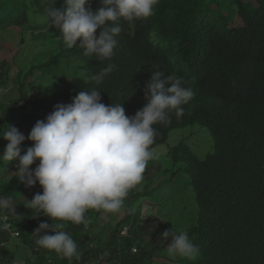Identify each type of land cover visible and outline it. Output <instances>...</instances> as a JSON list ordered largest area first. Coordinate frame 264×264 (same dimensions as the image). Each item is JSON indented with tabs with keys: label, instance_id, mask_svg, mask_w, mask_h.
Wrapping results in <instances>:
<instances>
[{
	"label": "trees",
	"instance_id": "trees-1",
	"mask_svg": "<svg viewBox=\"0 0 264 264\" xmlns=\"http://www.w3.org/2000/svg\"><path fill=\"white\" fill-rule=\"evenodd\" d=\"M35 1L0 0V88L7 89L0 102V133L8 125L23 133L22 155L33 144L27 139L30 130L42 119L38 107L51 113L56 105L70 104L78 93L96 88L102 103H122L131 117L147 103L144 88L154 72H162V79L183 77L196 95L183 105L182 117L172 114L169 123L154 125L152 149L167 142L174 129L200 125L209 128L214 150L203 159L188 146L181 154L182 139L170 151L175 163L187 160L195 190L198 210L192 217L189 212L193 222L185 228L200 249L195 261L169 257L161 236L144 241L151 221L142 224L139 209H128L150 184L128 196L121 212L89 209L86 222L76 225L28 208L42 187L5 175L0 176V198H11L16 211L0 212L9 225L0 230V264H264V0H159L146 20L116 22L122 31L115 37V55L102 62L78 46L68 48L58 29H43L47 24ZM63 3L56 0L54 7ZM90 7L103 5L90 0ZM15 29L23 35L31 30L40 58L9 87L11 49L1 38ZM109 65L111 73L96 84L92 76ZM7 143L0 137V156ZM15 165L0 160V171L15 175ZM44 221L63 225L78 245L79 258H62L35 244L33 232ZM126 225L131 227L123 235Z\"/></svg>",
	"mask_w": 264,
	"mask_h": 264
},
{
	"label": "clouds",
	"instance_id": "clouds-1",
	"mask_svg": "<svg viewBox=\"0 0 264 264\" xmlns=\"http://www.w3.org/2000/svg\"><path fill=\"white\" fill-rule=\"evenodd\" d=\"M158 2L100 0L103 7L92 10L90 0H64L61 8L54 7L56 0H39V7L47 24L44 29H58L68 48L78 46L85 55L102 62L115 55V37L122 31L116 22L121 18L129 23L146 20L153 15ZM112 67L102 68L92 80L102 83ZM163 76L162 72L153 73L144 88L147 103L131 117L126 115L122 103L107 106L102 103V92L96 88L78 93L70 104L56 105L51 113L38 107L42 119L30 130L27 139L33 144L23 155L21 145L26 137L15 126L8 125L0 133L8 141L0 160L5 164L16 162L14 173L21 183L32 187L38 182L43 189L42 194L36 193L28 200L27 207L76 225L86 222L85 213L89 209L109 214L121 212L125 199L142 182L146 166L154 158L152 145L157 136L154 125L169 123L172 114L182 117L183 105L196 95L183 77L170 74L162 79ZM34 163L38 164L32 169ZM4 210L16 211L11 198H0V212ZM6 221L7 216L0 215V230L8 228ZM62 229V224L41 222L33 232L35 244L62 258H79L77 243ZM128 231L126 226L121 233L126 235ZM14 234L18 236L19 231ZM161 240L167 242L171 258L195 261L200 255L199 246L186 231L167 229Z\"/></svg>",
	"mask_w": 264,
	"mask_h": 264
},
{
	"label": "rangeland",
	"instance_id": "rangeland-1",
	"mask_svg": "<svg viewBox=\"0 0 264 264\" xmlns=\"http://www.w3.org/2000/svg\"><path fill=\"white\" fill-rule=\"evenodd\" d=\"M29 2L38 4L35 0H29ZM39 28L42 29L43 27ZM30 31H26L23 35L21 31L15 29L2 34V39L11 49V52L7 54L11 68L9 87L13 86V81L18 74L32 64H37V60L40 58V48L35 46ZM15 52L16 56L12 61V54ZM7 56H3V59L6 60ZM33 80H35L34 77L29 78V81ZM6 92V88H0V102L3 101ZM182 139H184L185 144L181 154H185L186 150L184 149L188 146L199 158L203 159L214 150L213 137L209 128L200 125L174 129L167 142L153 149L155 155L146 166L142 182L132 189L133 194L137 195L145 191L147 185L150 184L147 191L137 198L133 206L134 210L139 209L142 224L151 221V225L147 227L148 231L144 234V241L155 240L170 228L177 232L186 231L185 228L193 222L190 216H194L195 209L198 210L195 190L191 185V176L185 168L187 160L176 161L175 163L173 153L170 155L171 149L178 145ZM162 166H164L163 171ZM5 171L4 174L3 171H0V176L16 177L12 172ZM126 226L131 227L130 225ZM138 228L139 225L134 224L133 231H137Z\"/></svg>",
	"mask_w": 264,
	"mask_h": 264
},
{
	"label": "built area",
	"instance_id": "built-area-1",
	"mask_svg": "<svg viewBox=\"0 0 264 264\" xmlns=\"http://www.w3.org/2000/svg\"><path fill=\"white\" fill-rule=\"evenodd\" d=\"M16 234H18V233H16Z\"/></svg>",
	"mask_w": 264,
	"mask_h": 264
}]
</instances>
